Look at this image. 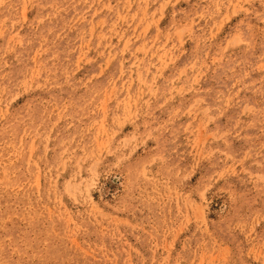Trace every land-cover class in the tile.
<instances>
[{
	"label": "rangeland",
	"instance_id": "1",
	"mask_svg": "<svg viewBox=\"0 0 264 264\" xmlns=\"http://www.w3.org/2000/svg\"><path fill=\"white\" fill-rule=\"evenodd\" d=\"M0 264H264V0H0Z\"/></svg>",
	"mask_w": 264,
	"mask_h": 264
}]
</instances>
